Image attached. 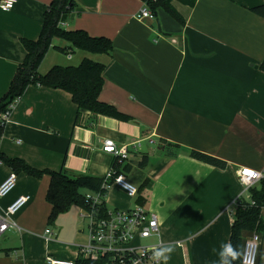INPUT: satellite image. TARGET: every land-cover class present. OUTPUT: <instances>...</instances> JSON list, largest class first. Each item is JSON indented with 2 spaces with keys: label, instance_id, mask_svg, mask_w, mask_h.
I'll use <instances>...</instances> for the list:
<instances>
[{
  "label": "crops",
  "instance_id": "crops-1",
  "mask_svg": "<svg viewBox=\"0 0 264 264\" xmlns=\"http://www.w3.org/2000/svg\"><path fill=\"white\" fill-rule=\"evenodd\" d=\"M263 1L197 0L191 6L174 0L184 19L180 23L163 8L155 19L138 18L143 0H75L61 26L109 37L113 51L65 54L51 47L39 72L76 66L84 58L104 64L99 98L131 120L88 110L78 115L66 90L31 84L3 126L1 151L39 169L104 177L114 157L103 144L112 138L129 150L123 163L129 169L121 174L138 187V194L131 197L112 183L105 192L106 208L141 204L158 215L159 236L144 243L147 238H136L134 244L171 245L167 264H218L221 244L230 242L235 202L250 200L237 170L264 171V17L251 10ZM51 2L17 0L11 10L0 7V97L25 58L21 38L39 37ZM54 44L68 46L62 39ZM191 150L227 165L196 159ZM12 171L0 164V184ZM17 176L15 189L0 198V211L21 195L31 199L15 215L21 230L11 228L0 236V264H49L48 256L77 260L89 240L88 221L83 226L87 208L73 205L49 223L50 176ZM88 190H82L84 195ZM251 234L243 232L244 243ZM258 264H264V234Z\"/></svg>",
  "mask_w": 264,
  "mask_h": 264
},
{
  "label": "trees",
  "instance_id": "trees-1",
  "mask_svg": "<svg viewBox=\"0 0 264 264\" xmlns=\"http://www.w3.org/2000/svg\"><path fill=\"white\" fill-rule=\"evenodd\" d=\"M146 1L156 14L159 8L165 9L173 18L184 23L183 16L174 7V0H143ZM187 5H195L197 0H179ZM75 6V0H52L44 12V20L39 37L35 40L21 38L26 51L24 60L18 65L8 90L0 97V140L4 127L1 123L2 114L31 84L43 85L50 88L63 89L69 92L73 101L80 110H88L97 115H105L120 120H131V117L110 103L101 101L99 96L104 85L103 71L105 65L89 58H84L78 65H54L48 72H39V66L51 47H55L65 54L75 49L87 50L93 53L111 54L114 48L111 38L106 36H93L85 29H65L61 26L62 15ZM256 14L264 17V1L251 8ZM55 39L68 42V46L55 45ZM264 70V60L261 64ZM77 115V118H78ZM190 155L211 165L225 168L227 162L216 156L191 150ZM0 161L9 165L16 173L26 172L34 177L41 178L45 174L50 176V184L46 198L52 205L49 223H53L59 214L67 212L73 205L89 208L83 189L104 190L102 184L104 177L90 175H75L65 169L52 170L39 169L29 165L18 157H9L0 149ZM147 162L146 156L142 165ZM124 161H114L112 166L116 175L129 169L123 165ZM106 191V190H104ZM250 200L241 199L234 210V221L231 227L230 242L241 252L244 248L243 232L251 231L264 234V177L258 184L249 189ZM253 202V203H252ZM242 257V256H241ZM77 264H108L109 257L99 259L79 257ZM241 264V258L234 261ZM258 264V263H257Z\"/></svg>",
  "mask_w": 264,
  "mask_h": 264
},
{
  "label": "built area",
  "instance_id": "built-area-1",
  "mask_svg": "<svg viewBox=\"0 0 264 264\" xmlns=\"http://www.w3.org/2000/svg\"><path fill=\"white\" fill-rule=\"evenodd\" d=\"M17 0H0V7L5 10H11ZM141 19H155V14L149 4L144 1L143 5L136 13ZM17 99L2 114L1 123L4 126L9 119ZM103 150L114 157V161H124L129 157L127 146H119L112 138H106L103 144ZM113 161V162H114ZM2 162L0 161V164ZM252 173L249 175L248 173ZM237 175L244 187V192L249 193V189L255 186L264 177V171L255 170L249 167H240ZM18 176L12 171L8 177L0 184V198L9 195L17 186ZM112 183H116L127 194L134 197L138 194V187L127 179L124 174H117L113 166L104 176L102 189L108 190ZM104 190H88L85 198L89 208L85 211L88 219L89 240L87 244L79 248V257L99 259L103 256L109 257L108 264H154L150 258L152 250L162 246V242L157 244L144 245L134 244L136 238H150L159 236V221L155 211L141 204H136L130 209L110 210L105 206ZM29 194L17 197L6 209L0 211V236L11 228L21 230L15 215L26 206L30 201ZM241 200V199H240ZM235 202V207L240 203ZM253 203V202H252ZM235 210V209H234ZM47 233H52L50 229ZM262 241V234L253 232L245 241L241 264H257L259 249ZM49 264H77L76 260H65L47 257Z\"/></svg>",
  "mask_w": 264,
  "mask_h": 264
},
{
  "label": "clouds",
  "instance_id": "clouds-1",
  "mask_svg": "<svg viewBox=\"0 0 264 264\" xmlns=\"http://www.w3.org/2000/svg\"><path fill=\"white\" fill-rule=\"evenodd\" d=\"M172 251L173 247L171 245L157 247L152 250L150 258L154 261V264H167ZM217 255L219 258L218 264H234V261L240 259L243 253L231 242H228L221 244ZM134 264H139V262L135 261Z\"/></svg>",
  "mask_w": 264,
  "mask_h": 264
},
{
  "label": "rangeland",
  "instance_id": "rangeland-1",
  "mask_svg": "<svg viewBox=\"0 0 264 264\" xmlns=\"http://www.w3.org/2000/svg\"><path fill=\"white\" fill-rule=\"evenodd\" d=\"M87 219H85V221H84V224H83V226H85L86 228H87ZM155 238H147V239H142L140 242L141 243H144V241H151V240H154Z\"/></svg>",
  "mask_w": 264,
  "mask_h": 264
},
{
  "label": "water",
  "instance_id": "water-1",
  "mask_svg": "<svg viewBox=\"0 0 264 264\" xmlns=\"http://www.w3.org/2000/svg\"><path fill=\"white\" fill-rule=\"evenodd\" d=\"M156 22H157L158 29H159V30H162V29H161V24H160L159 19H157Z\"/></svg>",
  "mask_w": 264,
  "mask_h": 264
},
{
  "label": "snow or ice",
  "instance_id": "snow-or-ice-1",
  "mask_svg": "<svg viewBox=\"0 0 264 264\" xmlns=\"http://www.w3.org/2000/svg\"><path fill=\"white\" fill-rule=\"evenodd\" d=\"M248 174H249V175H252V173H250V172H249Z\"/></svg>",
  "mask_w": 264,
  "mask_h": 264
}]
</instances>
